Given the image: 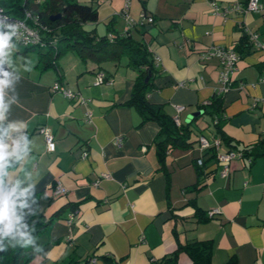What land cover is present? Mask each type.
I'll list each match as a JSON object with an SVG mask.
<instances>
[{
    "label": "crops",
    "instance_id": "crops-1",
    "mask_svg": "<svg viewBox=\"0 0 264 264\" xmlns=\"http://www.w3.org/2000/svg\"><path fill=\"white\" fill-rule=\"evenodd\" d=\"M78 1L95 6L96 18L83 26L96 34L108 33L110 25L124 28L119 13L124 2L130 17L141 11L151 15L150 22L130 27L153 57L155 72L146 98L168 114L174 103H182L179 122L207 137L212 135L211 115L202 102L216 85L217 60L201 58L199 51L211 43L234 46L246 36L248 46L236 50L231 83L221 95V129L239 145L264 141V80L256 79L264 68V0L255 9L223 14L211 10L210 0ZM214 1L221 6L245 0ZM5 52L1 66L11 83L4 89L8 107L0 127H14L0 139L8 145L6 151H12L16 140L27 151L20 158L7 157L13 164L6 167L4 180L10 187L19 181L18 190L43 191L49 197H41L39 208L52 217L34 237L47 261L165 264L163 255L178 243L205 239L210 243L208 264H264V156L250 161L235 156L225 174L210 159L204 181L188 188L195 179L194 157L202 151L193 141L170 147L157 161L153 137L158 123L124 102L136 76L124 55L99 66L66 49L52 66L41 67L35 49L11 44ZM97 70L103 79L93 82ZM55 80L83 100L52 90ZM39 125L52 133L50 150ZM57 182L65 190L53 193ZM195 207L218 210L199 218ZM175 259L176 264H190L183 250L175 252Z\"/></svg>",
    "mask_w": 264,
    "mask_h": 264
},
{
    "label": "trees",
    "instance_id": "trees-1",
    "mask_svg": "<svg viewBox=\"0 0 264 264\" xmlns=\"http://www.w3.org/2000/svg\"><path fill=\"white\" fill-rule=\"evenodd\" d=\"M0 4L5 11L10 13L20 14L23 7H28L38 15L39 21L44 26L40 33L44 41L42 44L36 43L24 47L37 51L41 67L52 66L56 55L66 49H72L80 58H89L99 66H101L102 60L116 61L121 55H124L126 64L136 70L134 86L124 102L132 103L143 118H153L158 123V129L153 137L157 161L162 162L165 151L170 147H187L196 141L199 133H196L192 126L179 121L174 122L171 115L162 109L160 103L151 102L146 98L145 90L151 86L155 67L153 57L145 43L134 38L130 33V27L136 29L140 24H131L129 28L123 29H115L110 25L108 33L96 34L92 28L83 26V22L86 20L96 18V8L88 2L78 0H39L37 2L0 0ZM50 15L53 16L50 17ZM110 22H112V18L107 21L108 24ZM46 28L48 29L46 30ZM247 44V37L242 36L239 43L233 47L240 51L247 47ZM1 65L2 63H0V68H3ZM144 76H146L145 79ZM221 95L222 92L212 91L210 96L202 102L203 109L211 115L212 134H216L219 138L218 148L221 150L228 147L237 149L241 152L240 156L247 157L248 161L259 155L264 156L263 139L252 144L239 145L222 131L221 124L225 117L221 110ZM221 146L225 147L221 148ZM200 155L201 162L194 161L195 179L187 186L191 189L197 188L204 181L205 176L210 173V169L206 167L207 162L210 159L216 161L211 146L203 148ZM12 164L13 161H8L7 166ZM4 182L6 188H11L5 180ZM41 197H46L43 191L34 190L28 191L23 197H18V200H23L26 204L25 207H20L17 204L15 208L16 216L20 217L19 223L26 226L20 230L27 232L33 242L24 247L22 246L24 239L12 235L4 236L0 239V244L7 248L0 251V264H71L74 262L73 258L47 261L46 255L41 252L40 248L36 250L39 246L34 242V237L46 227L52 217L51 214L44 215L39 208ZM74 204V202L70 204L71 208H74ZM194 211L199 218L210 215L206 210L202 211L198 207H195ZM13 244L15 247L12 246ZM179 249L187 254L190 264H208L209 262V240L193 239L178 243L169 254L163 255L165 264H176L175 252ZM232 260L233 258L230 257L227 262Z\"/></svg>",
    "mask_w": 264,
    "mask_h": 264
},
{
    "label": "built area",
    "instance_id": "built-area-1",
    "mask_svg": "<svg viewBox=\"0 0 264 264\" xmlns=\"http://www.w3.org/2000/svg\"><path fill=\"white\" fill-rule=\"evenodd\" d=\"M33 2H37L39 0H32ZM209 6L213 12H219L221 14L225 13L229 9L241 11L247 9H255L259 7L258 0H245L243 3H239L237 1H233L227 5L219 6L214 0L209 1ZM126 2H124L123 8L120 9L119 13L123 17L125 21L124 28H129L131 24H143L146 22H150L152 17L150 14L145 13L143 11L139 12L138 16L133 18L128 15L126 12ZM0 20H6L8 23L14 24L17 27V31L14 35L9 39V45L18 44V45H34L36 43L42 44L44 38L40 36V33L43 29V24L38 19V15L35 11L30 10L28 7H23L20 14L10 13L4 10L2 5L0 4ZM48 28H46L47 30ZM0 31L7 32L9 31L6 27H0ZM249 36L254 40L255 34L253 32L248 33ZM255 41V40H254ZM257 42V41H256ZM259 45L263 43L257 42ZM199 56L201 58L207 56H214L217 60V72H216V85L213 88L215 93H221L225 91L231 83V74L236 66V58L238 57L236 50L232 45H222L218 43H211L202 48L199 51ZM103 79V73L100 70H97L94 74L93 82H97ZM257 80H264V68L257 75ZM241 84V83H240ZM239 84V85H240ZM52 90H58L66 97L75 98L78 100H83L81 95H79L76 91L70 89L69 87L63 85L58 81H53L51 83ZM182 103H174L173 104V112L170 114L171 118L174 122H178V111L183 107ZM85 115H89V111H85ZM37 129L42 133L43 141L45 149L50 150L53 148V136L49 129L44 125H39ZM120 140V136L115 137V142L118 143ZM211 146L214 151V156L216 161L220 164L218 172L220 174H225L228 170V162L231 158L235 156H240V151L234 148H225L219 149V138L216 134H212L207 137L203 133H199L196 137V148L199 151H202L203 148ZM84 151H82V154ZM195 162L200 163L201 157L196 156ZM104 174V173H103ZM95 180L93 181V183ZM65 187L56 183L54 188L52 189L53 193L63 192ZM262 190L264 191V179L262 181ZM218 210L217 207H211L206 209L208 214H212Z\"/></svg>",
    "mask_w": 264,
    "mask_h": 264
},
{
    "label": "clouds",
    "instance_id": "clouds-1",
    "mask_svg": "<svg viewBox=\"0 0 264 264\" xmlns=\"http://www.w3.org/2000/svg\"><path fill=\"white\" fill-rule=\"evenodd\" d=\"M0 27H6L9 29L7 32L0 31V63H4V57L6 56L5 49L8 48L9 39L15 34L17 27L14 24L8 23L6 20H0ZM9 75L10 74L7 71L0 68V121H3L6 118L8 105L4 100V89L11 83L8 79ZM12 127L14 126L8 125L7 128L0 127V137L7 136L8 129ZM25 143L27 142L25 141ZM7 148L8 145L0 139V239L8 235L20 237L24 239V244L22 246L26 247L33 242V239L28 237L27 232L20 230L22 227L26 226L19 223L20 217L16 216L15 208L17 204H19L20 207L26 206L23 200H18V197L25 196L28 193V188L18 190L19 181L14 183L11 188H6L3 178L6 175L5 169L8 164L7 157L15 155L17 158H20L27 149L19 140L13 141L11 152L6 151ZM12 246L15 247L14 244ZM6 248V246L0 244V251H4ZM36 250H39V247H37Z\"/></svg>",
    "mask_w": 264,
    "mask_h": 264
},
{
    "label": "water",
    "instance_id": "water-1",
    "mask_svg": "<svg viewBox=\"0 0 264 264\" xmlns=\"http://www.w3.org/2000/svg\"><path fill=\"white\" fill-rule=\"evenodd\" d=\"M57 14V13H56ZM53 15H50V17H52ZM146 78V76H144V79Z\"/></svg>",
    "mask_w": 264,
    "mask_h": 264
}]
</instances>
